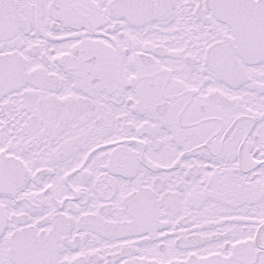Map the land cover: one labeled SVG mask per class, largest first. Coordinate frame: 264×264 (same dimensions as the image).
<instances>
[{"label": "snow or ice", "instance_id": "6c2138e0", "mask_svg": "<svg viewBox=\"0 0 264 264\" xmlns=\"http://www.w3.org/2000/svg\"><path fill=\"white\" fill-rule=\"evenodd\" d=\"M0 264H264V0H0Z\"/></svg>", "mask_w": 264, "mask_h": 264}]
</instances>
